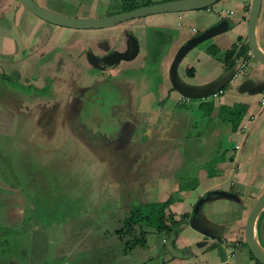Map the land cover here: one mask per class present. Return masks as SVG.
I'll return each instance as SVG.
<instances>
[{
    "label": "rangeland",
    "instance_id": "1",
    "mask_svg": "<svg viewBox=\"0 0 264 264\" xmlns=\"http://www.w3.org/2000/svg\"><path fill=\"white\" fill-rule=\"evenodd\" d=\"M11 1L17 8L11 6L8 0H0V47H4L5 52L8 51L11 45L12 48L15 49L13 42L21 45L32 33V31L29 30V34L26 35L20 31L23 20L18 14V9H20V6L21 8L23 7L21 4L19 6V3L17 4L15 0ZM37 1L44 6V0ZM136 1H139L137 4L144 1L146 2V0ZM151 1L154 3L161 0ZM51 2L57 4L55 0ZM76 2H80V0ZM81 2H83V4L86 2L84 5L85 10H93L91 15L97 13L100 15L103 13L105 15L111 12H119L121 10L120 2H122V0H82ZM147 2L150 1L148 0ZM52 4L50 3V6H52ZM70 4L73 7L75 5L74 3ZM107 5L108 8H106ZM217 5L219 6H214L213 9H209V18L213 16L216 17L215 15L221 10H224L222 14L226 15L225 7H229L227 6L229 4L226 5L221 1ZM231 6L234 9L240 7L236 2L232 3ZM67 7L71 8L69 5ZM199 11L200 10H195V14H199ZM71 12L72 10L66 11L67 14H71ZM28 15L30 14L28 13ZM123 25L127 26V24ZM229 25H231L230 22ZM16 28L21 33L18 32ZM22 28H24L23 31H25V27L23 26ZM132 29H136L133 30L134 34H136L139 27H132ZM230 29H232V27ZM68 30L71 31V35L83 33L82 31L76 32L72 29ZM69 31L66 30L64 32L65 37H68ZM128 38L130 39V37ZM210 41L211 40L208 39L200 43L199 46L204 47L205 45H209ZM1 54L2 52L0 55ZM218 60L224 61L223 56H218ZM52 61L55 64L51 61V64H48L44 60L37 62V65H35L33 69V75L26 79L16 76L15 74L12 75V68L7 69L5 65H0V165L2 164L3 171L13 176L14 179L21 180L20 178L22 177V181L20 182L24 189L29 190L33 185V189H31L30 192L33 191L35 193V197L32 198V200H34L37 206V208L34 207L30 209L31 213L36 211L34 213L36 219L31 218V221H20L21 218L27 219L29 216L28 212L30 210L27 209V207L31 204L30 198L27 197L26 192H23L24 194L22 193L24 198L23 208L27 210L22 209L21 214H16V211H14V218L18 215L20 223H18L15 228L8 229L5 236L0 240V247L4 248V251L0 250V264L29 263L31 233L36 227L45 230L48 229L47 232L49 231L52 242L49 256L45 259L43 264H144L149 256H154L156 262L153 264H165L171 257H177L182 252L186 251V248L180 250L175 248L179 230L180 244L187 247L194 246L196 254H198V246L203 245L202 240L195 231L194 233L190 228L192 234L189 233L185 225L182 224L178 227V231H175L173 234V239L156 233L154 235L150 230L147 235L149 247L144 250L141 246H137L131 253L128 254L127 252V255L124 254L123 245L120 243V239L115 233L116 228H118L121 223L120 220L128 213V209L123 212L122 209H117L118 207L130 204L129 207L132 208L140 203H147L150 200V198L142 194L140 197V193H143L142 189H145V180H149V178L151 179L152 177H154L152 180L160 178L165 180L158 184L166 183L171 185L173 181L170 179L172 177L177 176L176 178H178L183 175L181 170L183 169L184 162L189 160V158L186 157L188 150L191 152L192 156L195 155L194 148H191L189 145L188 140L190 138L186 134V131H183L179 124L177 128L168 113L159 112L151 116L147 124H149V129L154 128L151 132L153 133L152 139L159 138L166 142L158 146L160 152L155 155L151 161L145 163L143 160L145 155L137 158L135 155L138 153L133 152L136 148L134 147L131 150V146L128 145L117 147L113 145V147H115L114 153H109L110 151L108 152L109 149L107 146L94 145L93 143L95 142L79 136L75 132L77 129L70 125L71 121H68V116L71 114H69V111H71L70 101L75 98L72 96L80 93L81 87L93 83L96 72L94 70L90 73H88L90 70L85 72L83 68L78 67L72 61H67L64 64H57V62L61 61L59 55L53 56ZM120 66L117 65V70L115 72H109L110 74L108 76L110 80L113 79V76H115V80L128 75L131 77L130 79L134 78L136 80V78L140 76L138 70L135 69L132 72H128L127 70H121ZM149 67L151 68V65ZM26 69H29L28 65H26ZM109 69H111V67ZM251 69L250 67H245L244 70L246 73L244 75L247 76V74L251 72ZM177 72L179 76L180 74L182 75L181 66H179ZM29 73L32 74V72H28V75ZM22 75L23 74L20 72V76ZM153 76L157 81L160 80L159 71H154ZM130 82L132 83L134 81ZM97 83L103 87L100 89L105 90L108 88L106 86V81ZM234 83L235 82H233V84ZM153 84L152 82L151 85ZM41 85L43 87H40ZM232 87L233 85L229 84L226 89ZM39 88L44 90L46 94V99L40 102L39 105H43L44 108L49 106L54 107L53 110L58 112V114L53 117V119L56 118L55 122H52L53 119H49L50 124L52 122L50 127H46L43 123L35 121L40 119V115H35L37 118L35 119L33 117L35 120L29 122L27 116L21 111L27 108L33 109L36 105L35 103L30 102V104L25 105L20 110H16L18 117H15L16 114L13 108L6 103L9 101L10 97L16 99V97L20 98V96L25 97L26 94L32 95V93H39ZM22 91L23 96L20 93ZM101 94L103 93L101 92ZM263 96V91L256 95H252V100L256 103L258 110L262 109L260 102ZM168 97L169 95L166 96L164 100L166 101ZM33 98L34 97H29L27 99V97H25V100L32 101ZM213 99L212 96L206 98H191L188 104L189 102L191 103L189 104L190 108H198L200 103ZM243 104L247 105L246 103ZM35 107L38 109L39 106ZM36 108L33 110L36 111ZM195 113L202 114V112L198 111ZM59 114H64V117L62 118V115ZM103 115L105 117L104 119H106L110 114L103 113ZM99 116L91 117V121L93 123H98L96 117ZM140 120L143 119L140 118ZM147 137L148 135H145L143 139L145 140ZM168 142H170L171 145L169 148ZM174 144H183L186 147L182 146V148L179 149L173 146ZM146 145L147 143L143 144L141 151H144V148H148ZM203 148L202 146V149ZM137 149L140 152V148ZM122 154L125 155V157H121ZM191 154H189V156H191ZM119 157H121V160L118 159ZM214 163L215 162L211 161L208 165L213 166ZM237 164H240V161H238ZM26 172L29 173L26 174ZM31 174L33 176V183ZM117 180H121L118 185L117 182L119 181ZM1 187H3V184L0 186V194L4 192L1 190ZM235 187L230 188L231 192ZM195 188L192 189L195 190ZM173 189L174 188H172V191ZM175 190H178V188ZM182 196L183 192L180 193L181 198ZM186 196L189 197V194ZM248 197L250 199L252 198L251 195ZM128 198L129 200H126ZM180 199L175 200L172 205V207H175L174 205H180L176 207V212H184V208H187V205ZM232 200L234 199L226 197L212 202L204 200L199 207L197 215L202 217L205 221H211L221 225L225 223V219L227 221L229 219V212L223 205H233L234 203ZM253 203L254 201L246 199L245 206H243L242 203L235 205V210H240L241 213L244 212V215L241 216L242 221H245ZM20 206V204H17L14 208H19ZM7 209L8 207L6 205L0 204L1 217L4 218V216H6ZM10 211H12V209H10ZM177 216L179 217V215ZM258 223L260 225L258 238L264 247V212L261 214ZM22 225L25 226V229L19 231L18 228ZM240 233L239 238H243L244 241L242 231H240ZM194 235L199 239H196ZM163 239H165L164 243ZM244 243L245 241L242 243V246L244 249H248L247 245ZM152 244H154L155 247H153ZM159 249L162 251L165 250V253L162 254L161 257L157 256L160 255ZM196 261L198 262V260Z\"/></svg>",
    "mask_w": 264,
    "mask_h": 264
},
{
    "label": "crops",
    "instance_id": "2",
    "mask_svg": "<svg viewBox=\"0 0 264 264\" xmlns=\"http://www.w3.org/2000/svg\"><path fill=\"white\" fill-rule=\"evenodd\" d=\"M8 2H10L11 6L17 8L11 0H8ZM235 2L240 5L238 9H234L231 6V4ZM222 3L226 5L229 4L227 5L229 7H225L226 15H224L233 20L229 29L211 38L209 45H205L204 47L197 45L190 49L178 64V70L179 66H181L183 72L182 75L180 74L179 76L180 79L184 83L193 87L206 86L224 73V61H219L218 56L221 55L224 58L227 50L232 48L236 43H239V46H237L233 58L235 57L237 65L247 54L245 43L247 42V19L251 0H224ZM217 6L219 5H216L215 7ZM230 11L231 14L229 13ZM208 12H210L209 9L200 10L199 14H195V11L161 13L146 16L135 22L129 23V26L131 25V30H136L132 29V27H139L135 35L141 43H143L142 40H144V37H148L147 32L150 33L151 28L162 33L161 36H166V34H168L166 31L167 29H172L175 34L170 45L163 49L164 54L161 53L163 55L159 64H151L150 68L148 64H145V60H143L139 67L142 69V74H140L138 79L135 80L129 78L125 81L128 85L127 92L129 93L130 98L134 101L132 102L133 109L130 115L134 114L137 118H142V129L145 134L149 131L152 137L153 133L151 132L154 128L149 129V124H147L151 116H154V114L159 112H164L165 114L168 113L175 126L178 128L179 124L181 129L186 131V134L189 136L190 139L188 142L191 148H194L195 155L192 156L191 152L188 150L186 157L189 158V160L184 162L183 169L181 170L183 175L181 176L187 177L188 179L194 178L197 181L196 188L195 190L191 188L192 190L188 189L183 191L181 201L187 205V208H184V212H176L175 214V219H179L177 215H180L181 213H189V217L186 221L180 223V225H185L189 233H191L190 218L195 204L201 197L214 191L231 192L230 188L236 186L235 188L237 189L234 188L231 193H234L241 198V202L232 200L234 203L233 205H223V207L229 212V219L228 221L225 219V223L218 225L211 221H201L208 224L213 229L215 233L214 236L204 235L191 228L193 232L195 231L197 233L203 242V245L198 246V254H196L194 246L187 247L180 244L179 230L175 248L177 250L186 248V251L182 252L177 257H171L165 264H259L251 258L249 250L246 248L244 249L242 246V238H239V236L241 234L240 231L243 233L244 229L245 221H242L241 219L244 212L241 213L240 210H235L234 208L235 205L239 203H242L243 206H245L246 199L249 201H255L260 193L264 191V107L258 110L256 103L252 100V95L249 94L250 92L245 90L241 91L238 89V86H233L230 89H224L225 93L220 96L221 98L219 97L220 99L217 98L207 101L214 106L212 112L207 113L199 106L198 108H190L189 104L191 103L189 102L188 104V101L191 98L187 99L180 95L172 88L168 79L167 73L169 71V66L177 49L189 38L221 21L220 11L215 15L216 17L213 16L214 18H209L210 15H208ZM28 13L29 12L24 7L18 9V14L23 20L20 31L26 35L29 34V30L32 32L34 31V37L38 36L37 40L30 41L27 38L24 43H21V45L13 42L15 49L12 48L11 45L7 52H5L4 47H0V53L2 52L0 55V65H5L7 69H18L23 74V77L28 76V72H30L31 68L35 66L41 52L43 53L44 50L53 46L56 42V39H52L51 42H48L46 47H44L46 44L43 45L37 43L38 38L42 36H39L38 33L44 31L45 23L29 13L33 16L31 17ZM23 26L25 27L26 32L23 31ZM231 27L232 29H230ZM17 28L16 30L20 32L18 30L19 28ZM124 29H126V25H119L98 32H101L102 35L104 32H107L111 36L112 34L117 33L115 31H123ZM63 30L65 29H58L59 32H62ZM55 35L56 37H59L57 31ZM257 40L261 48L264 49V3L262 6L261 17L257 25ZM212 45L218 48L215 54L208 52L207 48ZM243 46H245V49L243 53L240 54L239 52ZM247 60V67L252 68L251 72L247 74V78H251L255 81L264 80V66L254 57H248ZM26 65L29 66V69H26ZM191 68L194 72L192 75H189L187 71ZM153 70L160 72L159 81L153 76ZM238 80L239 79L234 80L233 82L237 83ZM130 81L134 82L131 83ZM152 82L154 83L153 85H151ZM40 87L43 86L41 85ZM39 89V93L35 94H40V96L43 97L45 94L42 92L43 90H41V88ZM35 94L31 97H34ZM168 95L169 97L165 101L164 98ZM25 96L29 97L28 95ZM237 103H246L248 108L240 127L237 131L233 132L229 123L221 120L218 114L220 106L224 105L226 107H232ZM197 111L202 112V114L195 113ZM241 127L242 130L240 129ZM152 140L156 144L157 151L160 152L158 146L166 141L159 138H154ZM170 146V142H168V148ZM173 146L178 147L179 149H181L182 146L186 147L183 144H174ZM202 146L204 147L203 149ZM189 154H191V156H189ZM143 160L145 163L148 162L146 154L145 157H143ZM211 161L215 162L213 166L208 165ZM238 161H240V164H237ZM176 177L177 176H174L170 179L173 181L171 185L166 183L158 184L165 179L162 180L157 178L152 180L154 177L151 179L149 178V180H145V189L141 188L143 193H140V195L142 194L143 196L150 198L147 203L165 200L167 196L177 188L175 187L177 184L176 180L178 179ZM172 188H174L173 191ZM187 194H189V197L186 196ZM249 195L252 196L251 199L248 197ZM216 198L220 199L224 197L211 195L208 200L209 202H212L218 200ZM174 206L175 207L172 208L173 210H176V207L180 205ZM259 227L260 225L258 223L256 227L257 237L259 234ZM150 230L155 235L156 232H153L152 229ZM150 230H147L148 233ZM148 233L146 234V239ZM194 237L199 239L195 235ZM152 246L155 247L154 244H152ZM148 247L147 241V246L143 249L146 250ZM158 251L160 254L157 255L158 257H161V255L165 253V250L162 251L159 249ZM196 260H198V262ZM155 262L154 256H149L144 264H153Z\"/></svg>",
    "mask_w": 264,
    "mask_h": 264
},
{
    "label": "flooded vegetation",
    "instance_id": "3",
    "mask_svg": "<svg viewBox=\"0 0 264 264\" xmlns=\"http://www.w3.org/2000/svg\"><path fill=\"white\" fill-rule=\"evenodd\" d=\"M34 1L36 3L41 4L37 0H34ZM51 1L53 0H44L43 1L44 6L51 10L60 12L68 16L84 17V16L90 15L88 17H95V16L98 17V15H100L99 13L95 15H91L93 13V10L88 11L84 9L85 7L84 5L86 4L87 1L85 2V4H83L84 1L81 2L82 0H80V2H76L78 0L76 1L55 0L57 4ZM147 1L148 0H146V2L144 1L140 4H137L139 1H136V0H122V2H120L121 10L119 12L127 11V10H130V9L142 6V5L153 4L151 0H149L150 2H147ZM165 1H170V0H161L159 2H165ZM15 2L18 4L17 0H15ZM159 2H154V3H159ZM50 3L51 4L54 3V4L50 6ZM70 3H74L75 4L74 7ZM18 5L20 6V4ZM68 5L71 6V8L67 7ZM130 5H134V6L129 7ZM106 8H108V5L106 6ZM67 10H72L71 14H67L66 13ZM119 12H111L105 15H111V14H115ZM100 16H104V14L102 13V15ZM138 19L123 23V24H127L126 29H124L123 31L117 30L115 31L117 33L112 34L111 36L107 32H104V34L102 35L101 32H98V31L109 29L115 26L107 27V28H99V29H72L76 32L82 31L83 33L81 34L77 33L75 35H71V31L68 30L71 28L57 26L47 21L39 19L43 23H45V26H44L45 28H44V31L38 33L39 36L41 35L42 36L38 38L37 43H41L43 45L46 44L44 47H46L48 45V42H51L52 39H56L57 43L55 42L53 46H50L49 48L44 50L43 53L41 52L35 65H37V62H41L42 60H44L48 64H51L50 61L54 63L52 61L53 56L59 55V58H61V61L57 62V64H64L67 61H72L78 67L83 68L85 72L90 70L88 72L90 73L92 70H94L96 72V76H95L93 83H90V84H87V86L81 87V90H80L81 92L78 93L77 95L74 94L72 96L75 98H73V100L70 101L71 111H69V114L70 113L71 114L68 116L69 120L67 119L68 121H71L70 125L74 126L77 129V130L75 129L74 130L79 136L85 137L86 139L95 142L93 143L94 145L107 146L109 149L108 152L110 151L109 153L111 154L114 153L113 151L115 147H113V145H115L116 147L122 146V145H128V146H131L130 147L131 150L134 147L136 148L133 150V152L138 153L135 155L137 156V158L143 157V155L146 154L147 161H151L155 157V155H157L159 152L156 149V144L152 140L151 134L149 132H147L149 134L147 133L145 134L144 130L142 129L143 126H142L141 120L137 118V116L134 114L130 115L133 109L132 102L134 101L133 99L130 98L129 93L127 92L128 85L125 81H127V79L131 77H129L128 75L122 78H117L115 80L114 78L115 76H113V79L110 80V77L108 75L111 72H115L117 70V65L119 66L121 65L120 66L121 70H127L128 72H132L136 69L138 71L140 70L139 73L142 74L141 72L142 69H140L139 67H140V63L143 60H145V64H148L149 66L151 64H156V65L159 64L162 58V55L164 54L163 49L167 48L170 45L175 34L172 29L170 30L167 29L166 31L168 34H166V36H161L162 33L158 32L154 28H151V32L150 33L147 32L148 37L147 38L144 37V40H142L143 43H141L138 40L137 36L134 34V31L131 30L130 28L131 25L129 26V23L135 22ZM123 24H119V25H123ZM119 25H116V26H119ZM58 29H65V30H63L62 32H59ZM66 30L70 32L68 34V37H65L64 32ZM56 31H57V34H59V37H56L55 35ZM34 36H35V33L33 31L31 35L28 36L27 38L30 41L37 40L38 36L37 37H34ZM128 37H130V39ZM39 41H42V42H39ZM29 50L31 51L30 48ZM113 52L115 53L126 52L130 56L132 55V58L130 60L121 59L115 64H108L107 62L111 61L110 55L113 54ZM110 67L111 69H109ZM33 69H34V66L30 70L32 74L26 77L22 76V78L26 79L28 77H31L34 72ZM11 74L12 75L15 74L16 76L21 77L20 71L18 69L12 68ZM103 81L107 82L106 86L108 88H106L105 90L100 89L103 87L97 83V82L101 83ZM42 92H44V90ZM101 92L103 94H101ZM20 93L22 95L23 91ZM33 94L34 93H32V95ZM26 95H28L29 97L32 96L30 94H26ZM25 97L20 96V98L16 97V99H14L13 97H10L9 101L6 102L7 104H9L11 108H13V111L16 114L15 117H18V113L16 110H20L25 105L30 104V102H32L36 104L35 106H39L38 109L35 106L33 107V109L36 108L37 112L34 111L33 109H28V108L26 110H21L23 111V114L27 116V120L31 122L37 118L35 117V115L36 116L40 115V119L39 120L37 119L35 121L43 123L46 127H50V125H52V122H55L56 118L53 119V117L56 114H58V112L53 110L54 107L49 106L47 108H44L43 105H39L40 102L46 99V94L43 95V97H41L40 94H35L32 101L31 100L26 101L29 97H27L26 100H25ZM103 113H109L110 115L109 117L104 119L105 118L104 115L106 114L103 115ZM64 114H59V115H62V118H63ZM97 115L99 116V117H96V119L98 120V123H95V122L93 123L91 121V117L97 116ZM33 117L35 119H33ZM49 119H53L51 124H50ZM145 135L146 136L148 135L147 137L148 139H145L146 141L143 139ZM145 142L147 143L146 146L148 148L147 149L144 148L145 150L141 151L142 146L143 144H145ZM137 148H140L141 153L138 151ZM122 156L125 157V155L123 154L121 155V157ZM121 157H119L118 159L121 160ZM139 165H142V164H139ZM0 167H1L0 176L2 177V178L0 177V186L1 184H3V187H1V190L4 191V192H1L0 194V204L6 205L8 207L6 211V216H4V218L0 216V240H1V238L5 236V233L8 229H13L16 227V225H18V223H20L19 222L20 218H18L19 217L18 215L15 216L16 218H14V211H16V214H21V210L24 209L23 208V205H24V198H23L24 193L23 192H26L27 197L30 198V201H31V204L28 205L27 209L30 210L34 207L37 208V206L34 200H32V198L35 197L34 195L35 193L33 191L30 192V190L33 189V185L31 189L29 190L24 189L22 186V183L20 182L22 181V177L20 178L21 180L14 179L13 176H11L10 174L8 175V173L6 174V172L3 171L2 164L0 165ZM135 168H134V172H135ZM28 173L29 172H26V174ZM31 179L33 183L32 174H31ZM120 181L117 182V185L120 183ZM2 199H3V202H2ZM126 200H129V198ZM17 204H20L21 206L19 208H14V206H16ZM129 206L130 204L122 205L121 207H118L117 209L119 210L122 209L123 212L127 209L129 211L130 209ZM10 209H12V211H10ZM27 209H24V210H27ZM35 212L36 211L31 213V210H30L28 212L29 216L27 217V219L21 218L20 221H31V218L36 219V216L34 215ZM120 225L118 226V228H116V230H119ZM18 229L19 231H22L25 229V226L22 225ZM37 229H42V228L36 227L35 229L32 230V233H31L32 238H31L30 250H29L30 252L29 253V257H30L29 263L19 262V264H36L35 262L36 259L32 255V247H33L34 231ZM48 235H49V242H48V246L45 252V257L41 264L45 262V259L49 256V253L51 251L52 242L50 239L49 231H48ZM117 237L120 239V243L123 245L122 243L123 241L121 240L120 236L117 235ZM0 250L4 251V248L0 247Z\"/></svg>",
    "mask_w": 264,
    "mask_h": 264
},
{
    "label": "water",
    "instance_id": "4",
    "mask_svg": "<svg viewBox=\"0 0 264 264\" xmlns=\"http://www.w3.org/2000/svg\"><path fill=\"white\" fill-rule=\"evenodd\" d=\"M17 1L22 5V7H24L34 16L54 25L71 29H99L116 26L131 20L154 14L179 13L210 9L216 6L221 1L223 2L224 0H170L149 5H142L127 11L98 17H73L51 10L39 3H36L34 0ZM263 3L264 0H251L247 19V42L245 43V46L250 51L251 55L256 58L262 65H264V49L261 48L257 40V25L261 17ZM229 22L233 23V20L228 17L221 19V21H219L217 24L212 25L201 33L186 40L185 43L182 44L175 52L169 66L168 79L171 83L172 88L183 97L187 99L206 98L213 94L215 91L231 84L234 80L235 74H237L239 80L238 82L236 81L237 83H235L233 86H238V89H240L241 91L245 90L250 92V95H253L264 90V80L255 81L251 78H247V76L244 75L245 73H240L241 70L238 65H236L232 70L223 73L212 83L202 87H193L184 83L180 79L177 69L179 62L182 60L185 54L200 43L227 31L230 27ZM110 56L111 61H108V64H115L121 59L130 60L132 58V55L130 56L126 52H113V54H111ZM211 195L222 196L234 199L237 202H241V198L238 195L227 191L209 192L204 197H201L194 206L193 213L190 218V226L192 229L207 236H214L215 233L208 224L201 222L205 220L197 215V213L202 202L204 200H208ZM263 212L264 191L260 193V195L255 199L254 204L250 208L245 219L243 229L244 241L247 245V248L259 264H264V247L257 237L256 227L258 224V220ZM33 236L32 255L36 259V264H41L45 257V252L49 242V235L47 230L37 229L34 231Z\"/></svg>",
    "mask_w": 264,
    "mask_h": 264
},
{
    "label": "trees",
    "instance_id": "5",
    "mask_svg": "<svg viewBox=\"0 0 264 264\" xmlns=\"http://www.w3.org/2000/svg\"><path fill=\"white\" fill-rule=\"evenodd\" d=\"M133 6L134 5H130L129 7ZM236 48L237 46L235 44L225 53L224 73L232 70L236 66L235 57L233 58ZM207 49L211 54H215L218 50V48L214 45L209 46ZM244 49L245 47L243 46L240 52L243 53ZM193 72L194 71L192 68L187 71L189 75H192ZM224 89H226V86ZM199 107H201L204 112L207 113H211L214 108L213 104L210 102L201 103ZM247 108V105L241 103L234 104L232 107H226L223 105L219 107L218 115L221 120L229 123L231 130L234 132L240 127L242 119L247 112ZM196 182L197 181L194 178L188 179L187 177L180 176L178 177L177 184L175 186L178 188V190L170 193L165 200L139 204L132 208L130 207L127 215L121 220L122 222L119 230L115 231V233L119 235L123 241L122 243L123 250L125 251L124 253H130L137 246L146 248V234L148 233L147 230L150 229L160 235H165L168 238L173 239V234L175 231H178L177 229L180 223L182 221H186V219L189 217V213H181L179 215V219H175L176 210H173L172 205L174 204L175 200H179L181 198V192L195 188ZM180 200H182V198ZM243 242L244 241L242 239V243ZM250 256L255 260L251 253Z\"/></svg>",
    "mask_w": 264,
    "mask_h": 264
},
{
    "label": "built area",
    "instance_id": "6",
    "mask_svg": "<svg viewBox=\"0 0 264 264\" xmlns=\"http://www.w3.org/2000/svg\"><path fill=\"white\" fill-rule=\"evenodd\" d=\"M222 12H223V11H221V14H220V15H222ZM221 17H222V16H221ZM194 30H195V29H194ZM249 55H250V53H249ZM247 64H248V60L243 59V60L240 62V65H239L240 70H242L245 66H247ZM235 77H237V74H235ZM223 93H224L223 90H219V91L213 93V94H212V97H213V98H217V97H219L220 95H222ZM263 93H264V90H263ZM260 105H261L262 107H264V96H263L262 99H261ZM163 240H165V239H163Z\"/></svg>",
    "mask_w": 264,
    "mask_h": 264
},
{
    "label": "clouds",
    "instance_id": "7",
    "mask_svg": "<svg viewBox=\"0 0 264 264\" xmlns=\"http://www.w3.org/2000/svg\"><path fill=\"white\" fill-rule=\"evenodd\" d=\"M210 9H211V8H210ZM221 11H224V10H221ZM221 11H220V14H221ZM229 13L231 14V11H230ZM221 16H222L221 19L225 18V16H224L223 14H222ZM197 34H199V33H197ZM236 46H239V43H236ZM244 47H245V46H244ZM239 53L241 54V52H239ZM246 53H247V54H246L245 58L243 57L242 60H243V59H246V60H247L248 57H253V56L251 55L250 51H249L247 48H246ZM249 53H250V55H249ZM236 65H237V64H236ZM239 65H240V63L238 64V66H239ZM247 65H248V64H247ZM245 67H247V66H245ZM245 67H244V68H245ZM244 68L240 71V73H245ZM237 79H238V77H234V80H237ZM234 80H233V81H234ZM234 84H235V83H234ZM234 84H233V82H232L230 85H234ZM226 87H228V85H227ZM220 90H223L224 93H225L224 88H222V89H220ZM217 91H219V90H217ZM217 91H215V92H217ZM215 92H214V93H215ZM224 93H223V94H224ZM223 94H222V95H223ZM222 95H220V96H222ZM253 95H255V94H253ZM210 96H212V94H211ZM220 96H219V97H220ZM219 97H217V98H219ZM217 98H214V99H217ZM262 108H263V107H262ZM241 130H242V127H241ZM242 239H243V238H242ZM163 242H165V241L163 240Z\"/></svg>",
    "mask_w": 264,
    "mask_h": 264
}]
</instances>
